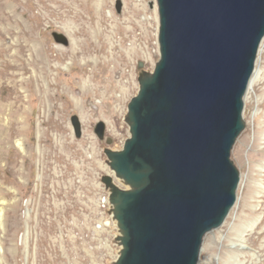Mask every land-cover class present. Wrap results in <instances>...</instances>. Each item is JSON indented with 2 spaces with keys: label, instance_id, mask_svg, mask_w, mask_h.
Listing matches in <instances>:
<instances>
[{
  "label": "water",
  "instance_id": "1",
  "mask_svg": "<svg viewBox=\"0 0 264 264\" xmlns=\"http://www.w3.org/2000/svg\"><path fill=\"white\" fill-rule=\"evenodd\" d=\"M159 57L139 61L119 146L106 125L100 176L106 264H200L206 237L237 202L241 171L232 158L246 132L245 97L264 39V0H155ZM53 40L69 41L53 31ZM76 139L79 118L70 119Z\"/></svg>",
  "mask_w": 264,
  "mask_h": 264
},
{
  "label": "rangeland",
  "instance_id": "2",
  "mask_svg": "<svg viewBox=\"0 0 264 264\" xmlns=\"http://www.w3.org/2000/svg\"><path fill=\"white\" fill-rule=\"evenodd\" d=\"M26 1H0V69L3 70L0 71V264H106L114 254L110 245L111 231L103 225L105 194L99 180L108 170L103 163L104 143L98 140L93 129L98 122H104L106 136L112 137L119 146L128 137L123 116L137 90V63L142 61L146 67L153 68L159 57L156 2L137 1L144 6V11L136 18L139 26H151L155 17L156 24L153 40L150 43L137 41V45L142 43L140 54L130 57L127 64L124 82L131 83L128 95L122 99L121 92L117 91L105 97H83L84 81L79 80L81 63L71 65L70 59H66L60 63L58 81L64 94L58 104L65 100L68 108L56 112L60 123L54 127L47 122L41 125L47 116L36 103L25 104L22 112L13 113L10 92L15 78L9 76V65L25 44L22 35L32 31L36 24L39 29L29 45L50 51L71 49L72 28L70 19H34L32 16L44 10L40 12ZM108 2L103 12L106 19L115 18L119 23L130 21L125 17L126 0ZM3 13L6 17L13 16V22L5 19ZM53 31L66 36L69 45L56 43L51 35ZM136 31V39H139L142 29ZM128 47H131L129 42ZM23 55L24 59L30 58V50ZM92 67V63H87L85 73ZM255 68L258 75L245 97L248 127L232 155L241 171L237 202L224 225L206 237L200 264H236L232 258L235 251L247 253L242 256L243 264L256 261L264 264V39ZM29 76L28 72L18 80ZM113 79L120 80L119 72L113 74ZM73 100L78 101V107ZM74 115L82 127L80 139H76L70 122ZM43 135H47L48 140L40 143ZM251 225L257 226L256 233L251 231ZM241 235L245 238L241 248L233 247V239ZM249 235L253 236L255 244H250Z\"/></svg>",
  "mask_w": 264,
  "mask_h": 264
},
{
  "label": "bare ground",
  "instance_id": "3",
  "mask_svg": "<svg viewBox=\"0 0 264 264\" xmlns=\"http://www.w3.org/2000/svg\"><path fill=\"white\" fill-rule=\"evenodd\" d=\"M137 1L139 0H126L125 17L127 16L130 21L127 22L126 20L125 23H119L117 19L109 20L103 15L104 10L109 5L108 0H27L26 2L31 3V6H34L38 11L44 10V12H37L38 14L32 16L34 19L42 20L49 17L70 19L68 22H70L69 25L72 28L70 34L73 38V46L69 51L39 49L40 46L37 48L35 44L33 46L29 45L30 40L35 38V31L39 29V25L34 24L32 31L27 34L23 32L22 39L25 44L21 46L13 58L11 57L12 63L9 65V76L15 78L13 80L15 84L10 92L14 101L13 113L22 112L25 104L36 103L47 116L41 122V125L47 122L57 127V123H60V117L58 116L59 113L57 115L56 112H62L68 108V103L64 99L62 104H58V100L62 99V94H64V89L60 91V82L58 81L60 63L65 62L66 59H70L71 65L81 63L79 80L84 81V86H82L83 97L87 95H102L105 97L110 93L113 95L117 91L121 92L122 99L127 96L131 89V83L124 82L127 76V64L130 57H136L140 54L142 43L137 45V41L142 40L150 43L153 40L156 24L155 17L151 22V26L148 24L139 26L136 18L141 11H144V6L138 4ZM141 1L145 2V0ZM92 11L94 12L93 15L90 14ZM5 19L13 22V16L8 15ZM140 28L142 29L141 36L136 39L137 33L135 34V32ZM128 42L131 45L130 48ZM27 50H30L31 56L24 59L23 52ZM52 62H56V64L52 66ZM89 62L92 63L93 67L87 74L85 73V67ZM0 71L3 70L0 69ZM52 71L56 73L52 74ZM28 72L30 73L28 78L18 80L19 76L26 75ZM118 72L120 80L114 81L113 74ZM85 75L89 76L84 77ZM257 75L256 71L250 85L255 81ZM111 98L113 97L111 96ZM73 103L78 107V101L73 100ZM52 114H56V117ZM46 140H48L47 135L40 137V143ZM19 146L21 147L22 144L19 143ZM54 197L57 196L54 195ZM250 228L251 231L256 233V225H251ZM249 236L248 241L250 244H255L253 236ZM244 239L242 235L234 238L233 247L240 249L241 243L245 241ZM246 255L247 253L244 251H235L232 253V258L236 264H243L242 256ZM255 264H257V261Z\"/></svg>",
  "mask_w": 264,
  "mask_h": 264
},
{
  "label": "flooded vegetation",
  "instance_id": "4",
  "mask_svg": "<svg viewBox=\"0 0 264 264\" xmlns=\"http://www.w3.org/2000/svg\"><path fill=\"white\" fill-rule=\"evenodd\" d=\"M104 199H105V201H104ZM103 209H104V207L106 206V195H105V197L103 198Z\"/></svg>",
  "mask_w": 264,
  "mask_h": 264
}]
</instances>
